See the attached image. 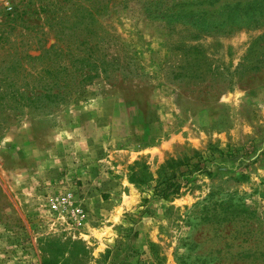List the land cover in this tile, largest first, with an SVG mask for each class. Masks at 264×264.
<instances>
[{
  "label": "rangeland",
  "instance_id": "obj_1",
  "mask_svg": "<svg viewBox=\"0 0 264 264\" xmlns=\"http://www.w3.org/2000/svg\"><path fill=\"white\" fill-rule=\"evenodd\" d=\"M239 1L194 37L156 0H0V264H264V0ZM171 158L179 195L130 180Z\"/></svg>",
  "mask_w": 264,
  "mask_h": 264
},
{
  "label": "trees",
  "instance_id": "obj_2",
  "mask_svg": "<svg viewBox=\"0 0 264 264\" xmlns=\"http://www.w3.org/2000/svg\"><path fill=\"white\" fill-rule=\"evenodd\" d=\"M260 0H255L252 3H246L244 6L251 7L257 4ZM242 1L224 0L220 5L218 0H156L151 4V8L146 12L147 19L152 21H160L167 25L192 24L191 36L199 37L203 34H211L216 32H224L223 22H217L218 16L223 17L226 11L233 10L240 6ZM170 5V6H169ZM216 5V6H215ZM215 6V7H213ZM217 16V17H216ZM239 21H244L242 16H239ZM225 29V28H223ZM87 52L84 55L76 58L75 63L80 64V80L78 85H83L86 82L93 80L105 71L98 64L100 58L97 57L96 49L90 42L87 44ZM65 70H68L67 68ZM46 72L56 79V74L46 69ZM68 77V76H66ZM71 84V83H70ZM71 92L68 91V93ZM64 92L55 93L53 96L58 98L64 97ZM177 161L175 159L167 160L160 169L159 176L154 179L148 170L138 169L130 172V180L139 188L146 186L152 187L153 192L163 197L167 195L177 196L180 194L181 185L176 181L177 177ZM181 174V173H179Z\"/></svg>",
  "mask_w": 264,
  "mask_h": 264
}]
</instances>
